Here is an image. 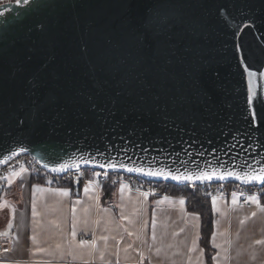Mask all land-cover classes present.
Returning <instances> with one entry per match:
<instances>
[{"label": "water", "instance_id": "1", "mask_svg": "<svg viewBox=\"0 0 264 264\" xmlns=\"http://www.w3.org/2000/svg\"><path fill=\"white\" fill-rule=\"evenodd\" d=\"M22 154L54 174L264 181V0L0 3V166Z\"/></svg>", "mask_w": 264, "mask_h": 264}, {"label": "crops", "instance_id": "2", "mask_svg": "<svg viewBox=\"0 0 264 264\" xmlns=\"http://www.w3.org/2000/svg\"><path fill=\"white\" fill-rule=\"evenodd\" d=\"M207 203L210 253L183 195L111 183L50 186L19 169L0 179V264H264L261 198Z\"/></svg>", "mask_w": 264, "mask_h": 264}, {"label": "built area", "instance_id": "3", "mask_svg": "<svg viewBox=\"0 0 264 264\" xmlns=\"http://www.w3.org/2000/svg\"><path fill=\"white\" fill-rule=\"evenodd\" d=\"M16 0H0V3L13 2ZM19 169H25L42 180L43 184L50 186H64L68 184L85 185L111 183L112 185H126L130 189L147 196L166 197L169 196V185L166 182H155L146 180L138 175L120 172H108L90 167H81L75 170H67L58 174L50 173L40 167V165L28 154L14 157L10 161L0 166V179L14 173ZM174 185V184H173ZM181 186L190 191H198L207 198L221 197L230 199L240 196L244 201L249 197H261L264 194V181L254 183L237 182H214L206 183H186ZM3 250V242L0 239V253Z\"/></svg>", "mask_w": 264, "mask_h": 264}, {"label": "trees", "instance_id": "4", "mask_svg": "<svg viewBox=\"0 0 264 264\" xmlns=\"http://www.w3.org/2000/svg\"><path fill=\"white\" fill-rule=\"evenodd\" d=\"M32 178L33 181L42 183V180L36 177L35 175H32ZM169 191L187 197L188 209L191 211H197V213H199L202 221L201 244L203 245L206 253H210L209 238L211 235L212 220L207 203V197L203 196L198 191H190L188 189L182 188L181 186L173 184L169 185ZM260 198L261 202L264 204V194Z\"/></svg>", "mask_w": 264, "mask_h": 264}, {"label": "snow or ice", "instance_id": "5", "mask_svg": "<svg viewBox=\"0 0 264 264\" xmlns=\"http://www.w3.org/2000/svg\"><path fill=\"white\" fill-rule=\"evenodd\" d=\"M28 2V0H24V3H27ZM129 171H131V169H129ZM157 173H149V175H156ZM204 178H208V179H210L211 177H208V176H205ZM173 179H177V177H173ZM250 179H260V180H264V176H261V177H255V176H253V177H250ZM253 199L255 200V197H253ZM183 201H181V203H182Z\"/></svg>", "mask_w": 264, "mask_h": 264}]
</instances>
